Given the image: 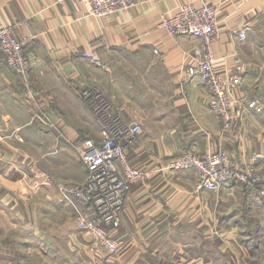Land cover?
<instances>
[{"label":"crops","instance_id":"1","mask_svg":"<svg viewBox=\"0 0 264 264\" xmlns=\"http://www.w3.org/2000/svg\"><path fill=\"white\" fill-rule=\"evenodd\" d=\"M198 1L136 0L97 18L84 15L78 0H0V26L30 37L32 54L25 74L0 59V264H28L36 240L49 264H264V248L245 233L234 182L216 195L197 188L192 170L163 167L192 144L198 155L224 149L237 167L254 160L264 188V113L248 107L256 101L264 111V0H208L220 28L215 69L229 72L236 59L245 68L226 133L209 108L208 89L186 71L198 39L174 38L159 27L163 14ZM83 86L99 90L124 123L141 124L127 160L154 170L125 197L113 232L124 243L115 255L94 253L56 189L59 181L84 180L82 144L102 138L80 97ZM253 208L264 216L262 203Z\"/></svg>","mask_w":264,"mask_h":264},{"label":"built area","instance_id":"2","mask_svg":"<svg viewBox=\"0 0 264 264\" xmlns=\"http://www.w3.org/2000/svg\"><path fill=\"white\" fill-rule=\"evenodd\" d=\"M64 0H56L61 4ZM83 14L97 18L113 16L136 4V0H78ZM159 27L171 37L189 36L199 41L194 63L186 69L191 77L209 91L208 105L220 123L222 133L228 132L235 121L232 91L244 81L245 68L236 59L234 69L220 73L215 69L213 44L220 36L217 8L208 0L181 3L172 15L163 14ZM238 37L244 38L243 31ZM31 39L17 36L10 26H0V59L5 67L16 74H25L32 65V54L27 49ZM157 53V51H154ZM80 97L98 118L102 138L87 137L80 151L86 175L82 182L59 181L56 189L70 204L73 220L79 231L90 239L96 253L104 250L115 255L123 240L113 232L121 225L124 200L131 186L142 179L151 178L154 170L131 165L127 160V147L143 132L140 123L121 121L113 112L103 94L92 87L83 86ZM249 108L263 112L256 101ZM169 170H192L197 177V188L219 193L221 188L234 182L242 186L248 196H264L260 175L253 161L240 167L224 149L198 155L192 144L178 155L169 158L163 166Z\"/></svg>","mask_w":264,"mask_h":264},{"label":"rangeland","instance_id":"3","mask_svg":"<svg viewBox=\"0 0 264 264\" xmlns=\"http://www.w3.org/2000/svg\"><path fill=\"white\" fill-rule=\"evenodd\" d=\"M251 161L254 162V160H251ZM260 180H261V177H260ZM234 184L236 185L237 189L240 192H242V205L244 207L242 212H243V215L245 216V218L247 219L246 225L244 227L245 233H250L251 234V235H249L251 237V240H252L251 242H253L255 245L257 243L261 247L264 248V239L261 238L259 236V234H258L260 232V230H261L260 228L262 227V225L264 227V216L259 215V212L257 214L255 208H253L255 203L256 204L257 203H262L264 205V196L259 197V198L256 197V196H248L244 192V190H243L241 185H239L238 183H234ZM217 194L218 193H216V195ZM39 195H41V194H38L37 197H36V200H38V201L41 199ZM3 196H5V193H3ZM19 197H20V195H19ZM20 199H21V197H20ZM39 202H41V203H39V206H38L39 210H41V209L43 210L44 209V202H42V201H39ZM240 206H239V209H240ZM262 213L264 215V211H262ZM240 215H241V213H240ZM40 224H41L40 227L38 225L37 226L39 228H41V229H43V227L46 226L45 223H43V222H40ZM21 231H24V230L21 229ZM34 243H35V250H33V253H32L33 257L32 256L30 257V260H29L28 264H49L48 262H46L47 260H45V257L43 256V252L44 251H40V249H39V247L41 245H38V241L37 240ZM41 248H43V247L41 246ZM100 251H104V250L101 249Z\"/></svg>","mask_w":264,"mask_h":264}]
</instances>
